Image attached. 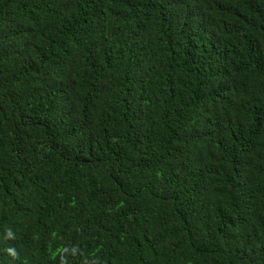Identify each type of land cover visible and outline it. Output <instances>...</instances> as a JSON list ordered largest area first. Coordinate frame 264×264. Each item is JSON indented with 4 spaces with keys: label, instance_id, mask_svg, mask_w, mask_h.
Here are the masks:
<instances>
[{
    "label": "trees",
    "instance_id": "trees-1",
    "mask_svg": "<svg viewBox=\"0 0 264 264\" xmlns=\"http://www.w3.org/2000/svg\"><path fill=\"white\" fill-rule=\"evenodd\" d=\"M0 264H264V0H0Z\"/></svg>",
    "mask_w": 264,
    "mask_h": 264
}]
</instances>
